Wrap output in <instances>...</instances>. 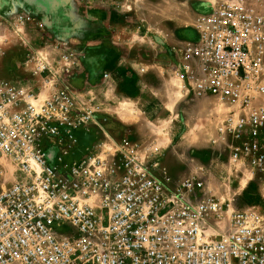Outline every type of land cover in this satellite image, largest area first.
<instances>
[{
	"label": "built area",
	"instance_id": "2783aa9c",
	"mask_svg": "<svg viewBox=\"0 0 264 264\" xmlns=\"http://www.w3.org/2000/svg\"><path fill=\"white\" fill-rule=\"evenodd\" d=\"M194 29L171 49L180 85L226 106L218 139L264 189V0H213ZM31 59L37 84L0 79V264H264V208L114 141L94 95ZM73 64L58 57L62 73Z\"/></svg>",
	"mask_w": 264,
	"mask_h": 264
},
{
	"label": "rangeland",
	"instance_id": "374dc122",
	"mask_svg": "<svg viewBox=\"0 0 264 264\" xmlns=\"http://www.w3.org/2000/svg\"><path fill=\"white\" fill-rule=\"evenodd\" d=\"M81 1L64 0V7L55 9L62 22L50 29L23 2L0 13V79L37 84L42 77L31 58L43 56L53 64V81L97 98L114 141L127 137L143 151L150 147L159 167L175 179L201 177L207 189L231 205L264 208L258 177L234 162L218 139L224 111L217 99L187 94L172 62L171 49L194 35L198 15L213 0H138L137 8L127 5L123 13L115 8L122 19L113 25L114 33L123 39L106 43L78 38L82 32H103L100 21L106 13L102 0ZM19 14L28 21H18ZM62 52L74 61L69 73L57 66ZM115 57L119 66H108Z\"/></svg>",
	"mask_w": 264,
	"mask_h": 264
},
{
	"label": "crops",
	"instance_id": "0c3cea01",
	"mask_svg": "<svg viewBox=\"0 0 264 264\" xmlns=\"http://www.w3.org/2000/svg\"><path fill=\"white\" fill-rule=\"evenodd\" d=\"M92 1V0H88ZM4 2L6 3L4 5ZM18 2H23L25 5L27 4L28 7H30L32 13L34 15H37L36 18L40 19V21H43L47 28L50 29L49 25L53 24H60L62 22L61 17L58 15V13L55 11V9L59 6L64 7V0H0V13H5L8 8L12 5L18 4ZM76 2V1H75ZM79 2H82L79 0ZM104 3L105 8V17L103 21H100L101 25L103 26V32L100 30H97L95 34L91 36H85L84 33H80L78 35L80 39H89L94 41H104L105 43L108 41H114V39H123V36L117 35V33H114L116 31L115 27L113 25H117L118 23H121L118 19H122L120 16V13L115 12L114 9L119 8L118 10L121 11V13L125 12V6H131L132 8H137L138 0H102ZM116 4L115 6L113 5ZM12 4V5H11ZM84 6V5H82ZM56 13V14H55ZM115 19V20H114ZM98 23V22H97ZM91 30V29H89ZM117 57H115L113 60L108 63V66H111L114 64V67H118V60L116 61ZM120 64H124L123 62ZM219 107H222L221 104H219ZM222 111H224L223 107L221 108Z\"/></svg>",
	"mask_w": 264,
	"mask_h": 264
},
{
	"label": "bare ground",
	"instance_id": "6f19581e",
	"mask_svg": "<svg viewBox=\"0 0 264 264\" xmlns=\"http://www.w3.org/2000/svg\"><path fill=\"white\" fill-rule=\"evenodd\" d=\"M221 105H222V104H221ZM222 107H223L224 111H226V109H227L226 106L222 105Z\"/></svg>",
	"mask_w": 264,
	"mask_h": 264
}]
</instances>
